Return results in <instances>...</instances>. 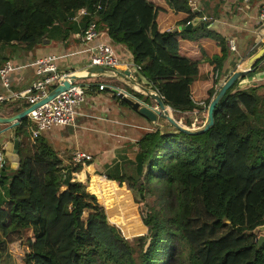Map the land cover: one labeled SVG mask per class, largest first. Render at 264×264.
Segmentation results:
<instances>
[{
	"label": "trees",
	"instance_id": "trees-1",
	"mask_svg": "<svg viewBox=\"0 0 264 264\" xmlns=\"http://www.w3.org/2000/svg\"><path fill=\"white\" fill-rule=\"evenodd\" d=\"M82 8L91 17L73 23L72 16ZM194 19L188 0H0V45L15 43L31 52L54 30L66 40L69 32L95 20L98 39L104 36L114 48L131 54L141 68L140 81L175 120H187L188 126L196 118L201 126L211 99L230 74L221 82L214 77L229 57L225 37L207 24L189 31L160 29L167 21L182 29ZM260 61L247 77L257 72ZM88 81L98 87L104 80L78 84ZM237 85L214 109V124L206 133L150 130L137 142L134 161H127V174L104 173L141 199L151 181L163 186L168 214L160 218L150 206L141 211L146 236L133 244L108 222L96 197L73 180L82 166H63L58 152L42 138L25 145L24 119L15 133L17 159L0 169L8 200L0 205V231L15 263L264 264V243L258 248L264 226V94H259L264 84ZM85 211L90 213L84 221ZM116 221L122 223L121 218Z\"/></svg>",
	"mask_w": 264,
	"mask_h": 264
},
{
	"label": "crops",
	"instance_id": "crops-1",
	"mask_svg": "<svg viewBox=\"0 0 264 264\" xmlns=\"http://www.w3.org/2000/svg\"><path fill=\"white\" fill-rule=\"evenodd\" d=\"M260 1L250 0L245 3L242 0H196L201 6V15L216 20V24H213L211 30L217 31L225 38L233 39L241 50L243 57L248 52L250 53L248 59L255 54V51L257 52L264 46V41L260 42V39L257 45L252 46L253 39L259 35V29L255 25V18ZM180 28L169 21L160 25L162 31L177 32L181 30ZM81 31L78 30L74 34L69 32L66 40H64L62 34L60 35V30H54L55 34L52 37L45 39L31 52L20 50L15 43L10 46L0 45V68L6 61H10L15 68L9 76L12 90L27 89L34 80L33 67L29 66V64L48 56L61 57V64L77 68L75 74L79 75L84 72L80 67L87 59L83 52L85 47L84 44L75 40V35ZM106 41V38L101 36V38L96 40V43H106ZM245 49L247 52H245ZM231 67L232 61L227 60L221 71V77H225ZM124 72L128 71L120 73ZM255 75L264 77V73H255ZM98 79L104 80L102 85L136 94L130 84V82L136 83L133 76H129L126 79L94 78L91 80ZM94 82L88 81L87 83L89 84H84L88 88L86 90V99L82 105L74 110V127H54L43 132L39 138H42L58 152L63 166L67 168L72 166L70 163L71 158L76 151L85 152L92 157V161L88 166L85 165L80 172L72 175L73 180L75 177H79L82 180L84 176H101L102 179L107 180L106 175L103 173L106 170L114 177H121L127 174L126 163L127 161H134L137 154V142L145 132L156 129L151 122L139 116L121 98L115 97L112 91L107 89L99 91L97 86H91ZM262 83L264 84V80L259 84ZM139 84L141 87L149 89L140 80ZM135 88L139 91L138 87ZM3 93L5 91L0 85V94ZM140 96L147 99L144 95ZM140 101L151 108L156 107L151 99L149 101L153 103L152 105L143 100ZM26 109V104L22 100L14 104H7L0 108V117L9 118ZM157 124L161 131L164 126L168 125L163 119H158ZM32 127L33 124L28 121L27 127L24 128L30 140V129ZM16 128L9 129L8 125H0V169L5 167L3 161L9 159L10 154L7 146L15 140ZM3 156L5 159H3ZM108 182L111 181L108 180ZM7 201L5 189L0 183V205H7Z\"/></svg>",
	"mask_w": 264,
	"mask_h": 264
},
{
	"label": "built area",
	"instance_id": "built-area-1",
	"mask_svg": "<svg viewBox=\"0 0 264 264\" xmlns=\"http://www.w3.org/2000/svg\"><path fill=\"white\" fill-rule=\"evenodd\" d=\"M242 1L247 3L250 0ZM188 7L190 12L195 16V19L198 20L199 24H207L209 29L212 28L213 24H216V20L201 15V6L196 0H188ZM99 8L100 7L97 6L96 10H99ZM85 17H91V13H89L87 9L82 8L74 13L71 21L80 24L81 20ZM190 23H187L185 26ZM255 25L259 31L264 30V0L260 1V6L255 18ZM97 39L98 32L95 20H90L85 28L79 34L75 35V40L84 44L85 48L83 52L87 58L84 64L80 67L82 68L81 70L100 67L118 72L128 71L130 76L134 77L136 84L140 85L139 75L141 68L133 63L131 54L125 49H116L107 42L96 43ZM260 40V42L264 41V33L261 35ZM225 42L226 48L229 52L228 60L230 62L232 61V67L228 71L230 77L236 70L246 64L248 58L246 59L247 61L243 60V62H241L243 56L237 43L228 37L225 38ZM254 53H256V51ZM61 59V57L48 56L31 62L29 66L33 67L34 80L27 89L20 91H14L11 88L9 76L13 73L15 68L10 61H6L0 68V85L5 91V93L0 94V108L21 100L25 102L26 108H29L45 98L55 87L65 81L67 77L74 75L77 68L61 64ZM214 77L215 80L219 82L223 79V77H221V72L219 71L215 73ZM227 79L219 85V89ZM263 80V76H256L254 74L238 83L237 88L244 89L248 86H256ZM87 89L86 86L75 82L67 91L59 94L47 104L30 112L26 118L33 124V127L30 129L31 141L39 139L43 132L51 130V128L54 127H74V110L85 102ZM105 89L112 91L115 97L121 99L122 97H131L130 94L121 89L105 85L98 86L99 91ZM149 90H151V88H149ZM199 105L203 106V103H200ZM91 161L92 157L89 154L76 151L73 153L70 163L72 166L80 165L84 167Z\"/></svg>",
	"mask_w": 264,
	"mask_h": 264
},
{
	"label": "rangeland",
	"instance_id": "rangeland-1",
	"mask_svg": "<svg viewBox=\"0 0 264 264\" xmlns=\"http://www.w3.org/2000/svg\"><path fill=\"white\" fill-rule=\"evenodd\" d=\"M263 33H264V30L259 31V35L253 39L252 46L257 45ZM245 52H247L246 49H245ZM249 54L250 53L248 52L244 57H242L241 62H243V60H246ZM256 73L257 74L264 73V63L262 66L258 68ZM259 94L263 95L264 89H261L259 91ZM141 100H143L144 102L150 105L153 104L148 99L142 98ZM152 101L154 102V100ZM169 113L175 120L171 110H169ZM202 119L204 123L205 118H202ZM185 121L183 120V121H177V122H179L182 126L189 128V129H197L202 126V125L201 126L197 125L196 118L189 119L190 124H188V126L184 125ZM260 121L264 125V119L263 120L260 119ZM156 129H159V128L157 127ZM172 130H173L172 126L168 124L164 126V129L162 131L161 130L160 131L162 133H165V132L173 133ZM26 134L27 136L25 139V145L27 147L34 145L35 142L34 141L32 142L29 139V135L27 132ZM31 151H32V148H31ZM3 159H5L4 156H3ZM7 160L5 159L3 161V163H5V167H9L16 161L15 157H13L12 155H9V159ZM103 173L110 175L107 170ZM74 180L76 182H80L83 186H85V189L88 193L96 197L98 204L102 207V209L104 210L106 214L108 222L111 225L117 226V228L119 229L121 233L122 238L125 239L129 244H133V240L139 238L140 236H146V233L142 234L143 224H142L139 213L141 211L142 212L145 211L147 206L152 207L154 211L160 216V218H165L166 215L168 214L166 196L164 195V192H163L164 190L163 186L158 184L155 180L151 181V188L149 187L148 189L149 191L148 190L146 191L144 199H141L140 196L137 194V192H134L133 190L128 189L126 184L120 186L115 181L108 182V179L107 180L104 178L102 179L101 176H93V177L84 176L82 180H80L79 177H75ZM89 213L90 212L88 211L84 212L82 216V219L84 221L87 219V216ZM118 218L122 219V223H119L116 221ZM140 224H142V226ZM259 232L262 233L260 236L264 234L263 231L259 230ZM18 237H21V234L16 236V238ZM23 237H26V235L23 234ZM0 241H1L0 243L1 263L2 264H16L14 259L9 255L7 245H6V240L3 238L1 231H0Z\"/></svg>",
	"mask_w": 264,
	"mask_h": 264
},
{
	"label": "water",
	"instance_id": "water-1",
	"mask_svg": "<svg viewBox=\"0 0 264 264\" xmlns=\"http://www.w3.org/2000/svg\"><path fill=\"white\" fill-rule=\"evenodd\" d=\"M199 24L197 19H194L192 23L189 25L182 27L181 30L189 31L193 26ZM261 60V61H260ZM259 66L264 62V46L259 49L251 58L248 59L246 64L242 66L240 69L236 70L227 81L221 86V88L217 91L214 97L211 99L208 108H207V117L202 124L201 127L197 129H189L182 126L179 122L175 121L168 110L169 107H166L162 101V99L155 94L152 90L141 87L140 85L130 82L132 88L135 90V93L139 95H144L151 100H154L156 103L155 108H151L144 104L142 101L137 98L131 97H122L123 102H125L133 111H135L139 116L151 122L155 128L159 127L157 124L158 119L165 120L173 129L178 132L195 136L206 133L214 124L213 119V111L220 103V101L225 96L226 92L235 84L240 83L250 72L255 71L254 65L259 62ZM130 76L129 72L120 73L115 70H110L106 68L93 67L84 70V72L78 74L71 75L67 77L65 81H63L60 85L55 87L45 98L30 106L23 112L14 115L9 118L0 117V125H8L9 129L18 127L21 122L27 117V115L35 109L47 104L49 101L53 100L59 94L67 91L70 86L79 81L94 79V78H121L126 79ZM127 81V80H126ZM135 87H138L141 91H137ZM8 153L15 158H17L18 154V141L15 139L12 143L7 146ZM228 223V222H227ZM260 231L264 233V226L259 228ZM264 243V235L259 237L258 248Z\"/></svg>",
	"mask_w": 264,
	"mask_h": 264
},
{
	"label": "bare ground",
	"instance_id": "bare-ground-1",
	"mask_svg": "<svg viewBox=\"0 0 264 264\" xmlns=\"http://www.w3.org/2000/svg\"><path fill=\"white\" fill-rule=\"evenodd\" d=\"M139 89V88H138ZM139 91H141L140 89H139ZM169 111V110H168Z\"/></svg>",
	"mask_w": 264,
	"mask_h": 264
}]
</instances>
